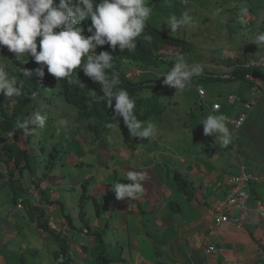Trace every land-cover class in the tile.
<instances>
[{
	"label": "crops",
	"instance_id": "obj_1",
	"mask_svg": "<svg viewBox=\"0 0 264 264\" xmlns=\"http://www.w3.org/2000/svg\"><path fill=\"white\" fill-rule=\"evenodd\" d=\"M212 102L220 103V112L227 118L235 117L241 108L239 102L230 107L215 97L209 101ZM209 103L202 112L204 118L214 115L209 112ZM236 135V150L221 146L214 137H204L199 143L175 141L178 148L168 157L143 146L135 147L137 140L130 144L123 139L110 141L105 130V147H90L87 153L81 144H88V137H76L82 140L77 142L67 138L70 157L65 149L61 164L68 170L56 175L52 170L56 162L51 169H45L47 149L40 161L25 137L22 143L14 138L21 149L29 152L30 164L36 157V167L31 164L34 177L30 178L27 170L19 173L13 163L0 161V264H55L62 255L65 264H93L91 234L96 231L103 234L109 264H264V213L254 210L253 200L250 210L232 214L244 222L241 228L234 225V220L217 228L210 215L226 197L227 169L237 174L239 163L249 157L239 132ZM180 144L193 147L179 149ZM59 155L60 149L58 159ZM77 166L80 173L71 175ZM86 167L97 171H82ZM142 168L148 169L150 175L149 180L141 182L145 196L117 200L111 187L115 182L130 183L121 177V171ZM253 174L258 181L250 184L248 191L253 198L264 200V171ZM66 178L71 180L67 182ZM177 179L187 184L189 194L179 188ZM66 193L80 196V202H91L94 213L84 214L80 205L77 225L71 212L65 210L67 200L62 194ZM71 201L74 202L72 198ZM17 204L22 205L18 208ZM40 212L43 215L38 220ZM38 223H45L55 237L39 229ZM59 238L66 241L65 255L60 245L54 244ZM208 244L215 247L209 255Z\"/></svg>",
	"mask_w": 264,
	"mask_h": 264
},
{
	"label": "rangeland",
	"instance_id": "obj_2",
	"mask_svg": "<svg viewBox=\"0 0 264 264\" xmlns=\"http://www.w3.org/2000/svg\"><path fill=\"white\" fill-rule=\"evenodd\" d=\"M152 3L153 4H151L150 7L153 8V12L149 20L159 28L164 29L168 34H174L185 39L187 43L191 44L192 48L186 53H181L179 49L164 47L161 52L165 50H173L172 52L168 51L169 55H165L167 59H165L166 61L164 64L158 68H149L147 70L152 73L154 78H159V75L163 71L173 66L175 59L180 52L179 55H183L190 66L200 65L201 67H205L207 73L210 74L212 79L204 81H198L199 79H195L193 81V84L188 87L187 92L190 102L188 97L182 95L181 92H176L174 89L172 91L174 92V96L167 98L165 102L167 108L169 107L166 110V113L160 116L151 117L148 121H145V123L151 121L155 125L156 130L154 135L148 139H144L145 143H142L143 140L141 141L140 138L136 137H132L131 140L139 141L135 147L143 146L148 150H151V152L155 150V152H159L165 157L171 156L178 148L177 142L175 141L182 143L187 139L192 138V131L198 124L197 117L199 116L202 120L204 119L202 110H207L204 102L209 103V101L215 97L218 101L224 103L225 100H232L235 95L238 97L249 96V90L250 92H254L252 99L247 100L245 97L241 99L238 97L236 98L237 102L244 100L243 105L250 102H252V105L244 106V111L235 117H226L227 126L233 131V141L229 146L236 150V142L239 138L234 132L237 131V134L239 132V137L243 139L242 143L244 148L248 151L247 153H249V157H247L248 160L243 158V162L239 163V166L243 169L242 172L233 174L227 169V175L225 178L227 194L226 197L215 206L217 207L223 202L220 208L225 211L227 216L229 215L228 222L230 223L231 220H234V225L237 228H241L244 222L241 219L233 218L234 216L232 214L234 211L240 212L250 210V202L253 200L255 202L254 210L261 214L264 213L260 212L264 200H258L255 197L253 198L248 191L249 185L258 181L255 174H253V171H264V79L258 74L255 75L251 73L255 68L264 71V59H262L264 58V55H261L264 45L258 48L255 43L250 42L258 32L264 31V0H156ZM218 7L224 9L223 13L219 16L214 14L215 9ZM242 7H247L250 15L241 17L240 9ZM185 11H188L193 17L195 21L193 25L185 26L180 31L174 33L167 29L162 23L173 14L176 15L177 18H180ZM10 58H14L13 53H11ZM13 67V72H17V69ZM234 68L248 69V72L244 74V79L228 81L227 78L231 77L225 75L228 72L230 73ZM140 74L141 73L135 68L130 69L127 72V75H129L130 78H133L134 76L137 77ZM249 77L257 78V80H250ZM253 88H255L254 91ZM198 92L201 96L205 93V98L203 97V99L200 97ZM201 93H203V95ZM227 93L231 95L226 96ZM168 95H172V93ZM61 99L63 98L57 97V95L53 94L48 100L44 99L41 101V98L38 100L40 106L39 110L41 109L40 113L45 115L48 119L50 118L52 120V118H55V120L47 126L45 124L43 129H37L36 134L32 135L31 140L29 141L30 146L37 153V159L39 158L40 161L44 157V149H47V152H49L53 149L54 145L59 147V159L56 157V164L52 168V170H54V175L59 174L63 169L65 171L68 170L67 167H64L63 164H61L63 163L64 155L66 153L65 149L67 150V158L70 157L67 145H65V140L67 138H72L77 142L82 140H78L76 137H88L89 143L81 144L84 150H86V153L89 152L90 147L93 149L105 147L103 141L104 137L100 136L99 138H96L94 136L99 135L101 128L105 130L106 138H111L110 141L112 140L115 142L116 139L122 140L121 129L116 127L108 128L106 126L108 123L106 119L100 120V129L93 125L92 120H88V122H86V120H75L76 113L74 112V107L65 100L61 101ZM168 100L171 103L175 101H183L184 105L183 103V106L181 104L172 105L168 103ZM48 101L53 102L47 104ZM59 102H64L63 104L69 105V107H62L59 105ZM193 102H195L196 105ZM191 111L193 112V115L190 113ZM211 111L212 110L210 109L209 112ZM248 111H251L249 115ZM241 117L244 118L242 123ZM87 123L91 124V126H95L92 128L94 135L92 132L88 131ZM95 123H97L96 120L94 121V124ZM203 136L207 138V140L213 138V136H205L204 134ZM15 138L21 143L24 141L23 134H20ZM184 146L189 148L193 147V144H180L179 149L184 148ZM73 147L77 146L74 145ZM235 156L237 158L240 157L238 153H236ZM31 162L33 163H31L33 168H35L36 165L34 164L36 163V157H33ZM44 162H46L45 159ZM77 168L78 170H74L71 175L80 173V166H77ZM89 169H92L93 172L97 171V169L93 167H86L82 171L87 172ZM70 180L71 178H66L67 182ZM229 194L231 195L230 200L232 203L229 205V209L222 208L226 204V198ZM62 196L67 200V209L65 208V210L71 212L73 221L77 223V225L80 223L77 216L80 205L84 214L87 213L89 215L94 213L95 209L93 204L86 201L80 202V196H69L68 193L62 194ZM71 198L74 202L71 201ZM237 199H240L243 202L241 206L238 204ZM65 200H63L64 204L66 203ZM69 201L71 202L69 203ZM234 207H242L244 209H234ZM213 210L210 215L211 217L213 216V218H217L218 215L214 217L216 210L214 212ZM231 216L232 218L230 219ZM224 223L226 222L217 225V228ZM54 244L60 245V243H57L56 241ZM214 252L215 250H212L207 255ZM55 264H57V260ZM62 264H65L64 261Z\"/></svg>",
	"mask_w": 264,
	"mask_h": 264
},
{
	"label": "clouds",
	"instance_id": "obj_3",
	"mask_svg": "<svg viewBox=\"0 0 264 264\" xmlns=\"http://www.w3.org/2000/svg\"><path fill=\"white\" fill-rule=\"evenodd\" d=\"M150 3L151 0H0V94L10 98L11 102L12 98L22 95L24 80L6 70L9 65L13 67L12 61H18L24 67L31 57L38 65L32 70L21 68L24 79H30L33 75L43 78L46 66L47 73L57 80H67L68 84L80 87L85 85L78 79L76 70L82 69L84 76L90 78L93 83H98L102 92V95L91 92L89 108L92 103L103 102L107 108L113 110L110 122L106 125L108 128H119V117L122 118L131 138L142 140L152 137L156 130L155 125L151 121L145 123L137 118L134 112L136 101L126 89L116 90L121 79L120 73L114 68L113 56L106 51L97 52V48L104 45H108L112 51H134L140 37L143 42L150 44L152 36L145 34L147 22L153 12ZM223 11V8L218 7L214 14L219 16ZM240 13L241 17L250 15L247 7H242ZM88 20L90 25H87L86 32L89 35H85V27L81 25ZM162 23L175 33L185 26L193 25L195 21L190 13L185 11L180 18L173 14ZM250 42L255 43L258 48L264 45V31L258 32ZM11 53L14 58H10ZM228 73L225 76H229ZM202 74L203 68L200 65L190 66L183 55H177L173 66L163 71L159 78L163 77L164 85L175 89L176 92H183L191 85L194 76ZM44 95L46 93H41L40 96ZM198 95L205 98V93L201 96L198 92ZM229 95L231 94L226 96ZM214 104V110L211 111L214 115H208L199 124H202L205 136H213L215 142L218 141L221 146L227 148L233 141V131L227 126V118L220 112V103ZM243 111L244 106L237 115ZM250 112L248 111V115ZM46 119L45 115L34 112L28 119L17 121V129L24 137L36 134L37 128L43 129L45 124L47 126L52 122ZM243 119L241 117V123ZM92 121L93 125L100 127V122L96 121L94 124V120ZM87 124L88 131L93 134L92 128L95 126ZM102 129L99 135H93L99 138L104 133ZM9 135L12 136L13 133L10 132ZM147 170L142 168L139 171H121V177L130 183L115 182L114 187H111L115 198L136 200L144 197L146 190L141 182L150 179ZM32 194L36 200L37 192L34 188ZM62 261L63 257L61 264Z\"/></svg>",
	"mask_w": 264,
	"mask_h": 264
},
{
	"label": "trees",
	"instance_id": "obj_4",
	"mask_svg": "<svg viewBox=\"0 0 264 264\" xmlns=\"http://www.w3.org/2000/svg\"><path fill=\"white\" fill-rule=\"evenodd\" d=\"M154 1L156 0H151V3ZM87 25H90V20L82 22L81 25L82 27H85V35H89V33L86 32ZM145 34H149L152 36V42L150 44L145 43L142 41V37H140L137 41V48L131 52H129L127 49H125L123 52L119 51L118 49L116 51H112L108 45L99 46L97 48V52L106 51L113 56L114 68L120 73L121 79V83L117 86L116 90L120 88L126 89L129 95L135 99L136 106L134 112L137 118L144 122L148 121V119H150L151 117L165 114L166 110L169 108H167L165 102L167 98L174 96V92H172L174 89L163 84V77L154 78L152 73L147 69L158 68L164 64V62L166 61L165 59H167L165 55H169L168 50L161 52L164 47L170 46L178 48L181 53H186L192 48L191 44L187 43L185 39L177 35L168 34L164 29L159 28L150 20L147 22ZM12 65L18 66L13 67L17 69V72L14 73L10 65L6 68V70L12 72V75H15L18 79L24 81L22 95L20 97L12 98V102L10 101V98H6L3 96V94H0V161L5 164L9 162L13 163L19 173H21L23 170H27L30 178H32L34 177V170H32L31 168L30 155L28 154V151L26 149H21L18 146L14 138L18 137L20 134H23L20 130L17 129V121L28 119L34 112H37V108L39 106L38 100L39 97H41V93H46V95L43 96L42 100L50 99L51 95L53 94L57 95V97H62L63 99H61V101L65 100L67 103L71 104L74 107V111L76 113L75 120L77 121L96 120L100 122V120L106 119V121L109 123L110 118L113 115V110L112 108H107L103 102L92 103V106L89 108L88 105L92 99L91 92L95 91L98 95H102V92L100 91V85L98 83H93L90 78L84 76L82 69H77L76 72L78 79H80L81 82L84 83V87H80L78 85H70L67 83V80H57V78L47 73L46 66L45 76L43 78L33 75L30 79H24L22 72H20L21 68L32 70L38 67V65L32 59H29L24 67L18 61H12ZM133 68L140 71L141 74L137 77L134 76L133 78H130L129 76H127V72ZM202 68L203 74L200 76H194L192 78L191 85L193 84V81L195 79H199L198 81L212 79L210 74L207 73L206 68ZM246 72H248V69L244 70L234 68L229 73V77L231 78L227 79L228 81H232L234 79H244V74ZM251 73L255 75L258 74L262 77V79H264V71L255 68L251 71ZM72 78H75V73L73 74ZM34 92L35 96L33 97ZM187 92L188 88H186L184 92L181 93L185 97H188ZM170 93H172V95H168ZM237 97L238 96L235 95L233 96L232 101H226V105L232 107L233 104L237 103ZM244 97L245 96H239L238 98L241 99ZM252 98V92H250L249 90V96L245 97V99L248 100ZM243 101H241V107L243 106ZM48 103L49 101L47 102V104ZM59 103V105L62 107H69V105L63 104L64 102ZM114 103L115 101L113 100V105ZM168 103L172 105H182L183 103L184 105L183 101H175L171 103L168 100ZM193 103L196 105L195 102ZM214 103L215 102L209 103L211 110L213 109ZM204 104L206 103L204 102ZM202 111H204V109ZM190 113H192L193 115L192 111ZM197 118L199 128H197L196 126L192 131V138H189L195 143L204 141V136L202 134L203 126L202 124H199L202 121V118H200L199 116ZM117 120L119 121L118 127L122 131L123 141L130 144L131 136L129 135L127 128L124 126L122 118L118 117ZM10 132L13 133L12 136L9 135ZM179 134L181 135L180 132ZM33 135H35V133ZM31 137L32 135L25 137L26 142L29 143ZM58 148L59 147L57 145H54L53 149L47 153V160L45 164L46 171L48 169H51V167L54 165L55 159L58 156ZM237 167L238 174L241 167L239 165ZM177 184L180 189L189 194V190L187 191L186 189L187 184L184 181L177 179ZM96 208L99 212L98 206ZM42 215L43 214H41L40 212V214L38 215V220L42 219ZM37 226L39 229H44V231H46L47 233L52 234L51 231H49L46 227L47 225L45 223H38ZM91 235L94 239V248L91 254L93 264H109L110 260L106 254L107 250L105 249L103 234L96 231ZM57 241L58 243H60V248H62L61 252L65 255L67 251L66 241L60 238Z\"/></svg>",
	"mask_w": 264,
	"mask_h": 264
},
{
	"label": "built area",
	"instance_id": "obj_5",
	"mask_svg": "<svg viewBox=\"0 0 264 264\" xmlns=\"http://www.w3.org/2000/svg\"><path fill=\"white\" fill-rule=\"evenodd\" d=\"M261 55H264V47H263V51H262V54ZM262 59H264V58H262ZM249 79L250 80H257V78H253V77H249ZM255 90V88H253V91ZM254 94V92H252V95ZM215 105V104H214ZM247 105H252V102H250V103H248V104H245V105H243V106H247ZM213 110H214V108H213ZM243 116V115H242ZM240 120V119H239ZM238 120V121H239ZM238 121H236V122H238ZM235 122V123H236ZM243 171V169L241 168V170L239 171V173L240 172H242ZM230 194L227 196V198H226V204L222 207V208H226V209H229V205L232 203L231 202V200H230ZM237 202H238V204L241 206L242 204H243V202L240 200V199H237ZM223 203V202H222ZM222 203L221 204H219L217 207H215L214 208V210H213V212L216 210V214L214 215V217L215 216H217V218H213V216H212V221H213V223H214V225L217 227V225H219L220 223H222V222H228L229 221V215L227 216V214L225 213V211L224 210H222L221 208H220V206L222 205ZM263 207L262 208H260V212H264V204L262 205ZM17 207H21V204H17ZM244 209V208H242V207H234V209ZM212 212V213H213ZM237 223V222H236ZM212 250H215V247H214V245L213 244H208V246H207V248H206V254H208L210 251H212ZM61 257L62 256H60L58 259H57V264H61ZM64 259V258H63ZM63 262V261H62Z\"/></svg>",
	"mask_w": 264,
	"mask_h": 264
},
{
	"label": "water",
	"instance_id": "obj_6",
	"mask_svg": "<svg viewBox=\"0 0 264 264\" xmlns=\"http://www.w3.org/2000/svg\"><path fill=\"white\" fill-rule=\"evenodd\" d=\"M151 4H153V3H151ZM151 4H149V6H151ZM157 6H158V5H157ZM173 35H174V34H173ZM168 47H170V46H168ZM171 48H173V49H178V48H174V47H171ZM168 51H169V52H172L173 50H171V51H170V50H168ZM29 58L31 59V57H29ZM10 61H12V60L10 59ZM132 74H133V73H132ZM132 74H131V75H132ZM131 75H130V76H131ZM127 76H129V75H127ZM40 98H41V100L43 99V97H42V96H41V97H39V99H40ZM49 103H51V102H49ZM39 108H40V106H38V108H37V112H39V113H40V112H41V109L39 110ZM46 120H48V121H49V120H51V119H50V118H49V119L47 118ZM53 120H55V119H54V118H52V121H53ZM54 122H55V121H54ZM35 131H37V129H36Z\"/></svg>",
	"mask_w": 264,
	"mask_h": 264
},
{
	"label": "bare ground",
	"instance_id": "obj_7",
	"mask_svg": "<svg viewBox=\"0 0 264 264\" xmlns=\"http://www.w3.org/2000/svg\"><path fill=\"white\" fill-rule=\"evenodd\" d=\"M181 160V159H180Z\"/></svg>",
	"mask_w": 264,
	"mask_h": 264
}]
</instances>
